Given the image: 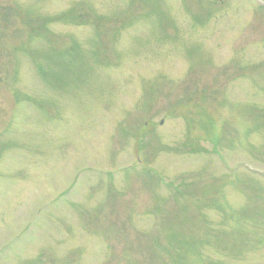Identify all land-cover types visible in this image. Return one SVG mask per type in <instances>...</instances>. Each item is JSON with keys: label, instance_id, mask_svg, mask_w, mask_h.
I'll return each instance as SVG.
<instances>
[{"label": "rangeland", "instance_id": "374dc122", "mask_svg": "<svg viewBox=\"0 0 264 264\" xmlns=\"http://www.w3.org/2000/svg\"><path fill=\"white\" fill-rule=\"evenodd\" d=\"M0 264H264V0H0Z\"/></svg>", "mask_w": 264, "mask_h": 264}]
</instances>
